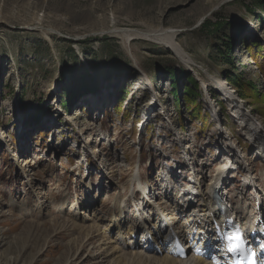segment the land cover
I'll list each match as a JSON object with an SVG mask.
<instances>
[{"label":"rangeland","instance_id":"obj_1","mask_svg":"<svg viewBox=\"0 0 264 264\" xmlns=\"http://www.w3.org/2000/svg\"><path fill=\"white\" fill-rule=\"evenodd\" d=\"M38 24L50 30L49 39L34 28ZM113 29L177 30L176 41L194 65L185 66L164 45L126 41L111 34ZM228 72L252 81L258 99H240ZM263 72L264 0H0V228L12 242L0 252L3 259L112 264L86 220L73 227L70 206L94 196L101 206L96 214L83 210L82 216H100L105 231L113 198L119 193L130 198L134 173L148 186L160 183L154 184L160 193L166 181H158L157 174L163 172L171 178L165 185L183 192L189 173H202L204 165L207 185L217 165L231 161L221 154L228 144L246 158L264 203V161L207 77L226 82L264 129ZM85 75L93 83L87 92L80 90ZM186 88L195 92L190 100ZM150 104L153 113L147 114ZM198 108L202 115L196 117ZM92 138L98 141L85 145ZM181 161L186 165H177L172 174ZM247 173L228 175L224 192L234 208L249 214L256 207ZM166 196L174 201L171 189ZM179 215L185 220L182 210ZM111 229L107 234L115 240L118 234Z\"/></svg>","mask_w":264,"mask_h":264},{"label":"bare ground","instance_id":"obj_2","mask_svg":"<svg viewBox=\"0 0 264 264\" xmlns=\"http://www.w3.org/2000/svg\"><path fill=\"white\" fill-rule=\"evenodd\" d=\"M34 28L36 30L40 29L44 36L49 39L51 33L47 32L50 31L49 29L47 30L45 29V27H42L39 24ZM177 32V30L166 29H158L154 31H131L128 29L111 30V34H120L121 36L123 35L126 38V41H129L132 38H142L164 45L169 48L175 54L177 59H179L185 66H193L194 64L191 58L176 41ZM197 73H199V71H197ZM207 77L209 78L211 86L217 90L219 95H221V97L224 99L226 105L229 107L232 116L235 119L237 126L239 127V131H241L243 135L248 137V140L251 142L252 146L255 147L258 153V158L264 161V129L262 128V126L252 118L250 113L245 110V107L242 103L236 101V98L234 97L232 92L228 90L229 87L226 82L218 78L209 76ZM145 80L146 82L148 81L147 78ZM138 84H141V86H143L144 82H138ZM149 106L150 107L147 108V110H149L146 113L152 114V109L154 107L152 106V104H150ZM164 114H166L165 111ZM97 141L98 139L94 140V138L88 139L87 141H85V145H87L89 142L96 143ZM228 146L225 145L222 148L223 150L221 154L227 156L231 161H223L221 164L217 165V174L207 185H204L203 183L205 180L204 176L206 170V167L203 165L202 173L197 174L196 171H192L190 175L191 179L189 180V182H187V185H184L183 192L178 191L174 193L175 199L182 198L184 200L183 204H180L179 202L175 203L172 201V198H167L169 196H166V194L168 193V190L172 188L169 187V185H171V178L169 176L164 175L163 172H160L159 174L158 181L164 182L167 180L169 181L168 183H170L169 185H165V183H162L163 188L160 189V193L156 192V194L161 195L160 197H163V202L159 201V203L153 199L155 198L153 197L155 193L154 195H151V192L154 189L152 188V190L150 191L151 187L148 186V182L144 181L143 176L140 174V172L137 171L133 174V176H131L128 184V191L129 194H131L128 201L132 200V198L135 199L138 194H141L140 200L144 203H142V205H136L137 210L140 212L139 216L134 215L133 218L127 217V199L122 198V195L119 193L118 196H115V198H113L115 204L110 212L113 218L108 223V225H106L105 231H100V224L103 222V218L95 215L96 217L94 216V219L96 220H88L87 217L82 216V214L84 215L83 210L94 209V213L96 214V210L101 206L99 203L92 199L94 198L93 196L91 197V199L88 198V200L86 201L87 203L82 201L76 204L79 207V210L77 211L75 204H72L70 206V212H73V209L75 211V216L73 215L75 220L73 221V227L75 229L80 228V225L77 224L76 220L80 219V222H84L86 220V222L88 223V225L86 226L88 231L97 232L101 239L100 249L103 250H101L102 256H104L105 259H108L112 264H210L208 261L201 258H195L192 255L187 260H181L178 258H174L173 256H169L165 251H163V244H168V241L171 239V235L173 233H176L181 238H185L187 236H191L194 228H201L207 231L211 229L213 215L216 218L219 216L217 204L214 202L213 195L215 193H218L219 196L223 197L221 202H224V197L226 195V193H224V185L228 181V175H230L231 170H235L233 167H237V163H239L241 160L245 161L246 159L242 156H238V154L234 151V148H232V144H228ZM26 163H28L29 168L32 167V164H30L29 162ZM180 164L184 166L186 165V161L182 163L178 162L175 167L172 168V174L173 172L177 171V165ZM116 168L117 167H113L112 170L109 171V175L112 174L113 176L116 172ZM105 175L108 177L107 173H105ZM248 184L249 187L256 190L257 194L256 181L251 175L249 176ZM124 190L125 188H122L121 192H123ZM148 197H150V199L152 200L147 201ZM99 201L101 202V200ZM102 201L104 202V200ZM150 204H156L158 209L164 210L165 215L169 217L170 222H163L162 224L160 223V221H158L159 219L155 221V216L152 218L153 214L151 217L145 216V210L147 208L150 210V212H152V210L154 209ZM226 206L228 207V205ZM229 207L232 208L233 212L237 215L239 220L243 221L245 225L249 224L252 214L249 215L241 206L236 208H234L233 206ZM3 209V204L0 202V216H2ZM180 210H182V213L184 214L187 229L184 228V225L182 223H180V217H177V214ZM92 220L94 221V223L90 224ZM167 224L168 228H166ZM144 226L151 227V230L147 232L151 233L153 239L155 240V247L152 248V252L146 251L147 248L150 249V247L152 246H141L142 240L140 231L142 230L143 234L147 233ZM110 227L112 228L111 233L116 232L118 234L115 240L113 239V237L107 234V229H109ZM143 228L145 229V231L143 230ZM135 235H137L136 240ZM10 243L12 244V242ZM10 243L8 244V240L4 235V231H2V229L0 228V252L3 250V248L10 246ZM201 248H205V243L201 244ZM158 249H162L161 254L157 252ZM123 250H125V253L123 252ZM4 259L2 254L0 253V264H14L17 262L12 258H8L7 260Z\"/></svg>","mask_w":264,"mask_h":264},{"label":"trees","instance_id":"obj_3","mask_svg":"<svg viewBox=\"0 0 264 264\" xmlns=\"http://www.w3.org/2000/svg\"><path fill=\"white\" fill-rule=\"evenodd\" d=\"M229 47H230V45L227 46V50H228L227 53L230 55L231 54V52H230L231 48H229ZM258 47L260 48L261 46H258ZM226 61H229V60H226ZM235 72L225 73V76H226V79L230 82V84L235 86L236 92L238 93V96L242 100H247V101H250L251 99H258V97H259L258 87L255 84H253L252 81L245 82L243 79H241L236 74H235L236 76H233V74ZM187 74L188 75L184 74L185 77H188L187 80H189L190 83H192L196 88L199 89V83L193 78V76L191 74H189V73H187ZM173 77L175 78L174 75H173ZM80 84H81L80 90L84 91V92H87L88 90L92 89V85H93L91 77L87 76V75H85L80 80ZM175 87H176V85H175ZM176 91H177V88H175V94H177ZM184 92H185L186 99H188V100H190L189 98L191 97V95L195 93L191 88H186ZM71 96H72V94L70 95V97ZM69 103H71V101H68L67 104L69 105ZM118 108L120 109L121 107L119 106ZM194 114H196V117L201 116L202 115L201 109L198 108Z\"/></svg>","mask_w":264,"mask_h":264},{"label":"snow or ice","instance_id":"obj_4","mask_svg":"<svg viewBox=\"0 0 264 264\" xmlns=\"http://www.w3.org/2000/svg\"><path fill=\"white\" fill-rule=\"evenodd\" d=\"M217 235H218V242H222L224 240L227 241L226 248H227V252L229 253L240 252L246 243L242 231L238 226L235 227L234 231H228L226 233L217 234ZM261 247H264V245H262ZM197 251H199V249H197ZM249 251H250L249 258L254 257L255 253L251 252V250ZM253 264H255V261H253Z\"/></svg>","mask_w":264,"mask_h":264},{"label":"water","instance_id":"obj_5","mask_svg":"<svg viewBox=\"0 0 264 264\" xmlns=\"http://www.w3.org/2000/svg\"><path fill=\"white\" fill-rule=\"evenodd\" d=\"M240 98V97H239Z\"/></svg>","mask_w":264,"mask_h":264}]
</instances>
